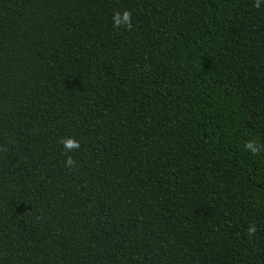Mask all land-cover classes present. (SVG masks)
Returning <instances> with one entry per match:
<instances>
[{"label":"trees","instance_id":"16d2710c","mask_svg":"<svg viewBox=\"0 0 264 264\" xmlns=\"http://www.w3.org/2000/svg\"><path fill=\"white\" fill-rule=\"evenodd\" d=\"M253 4L0 0V264H264Z\"/></svg>","mask_w":264,"mask_h":264},{"label":"clouds","instance_id":"9594fccd","mask_svg":"<svg viewBox=\"0 0 264 264\" xmlns=\"http://www.w3.org/2000/svg\"><path fill=\"white\" fill-rule=\"evenodd\" d=\"M261 3H264V0H254V7L259 8ZM111 24L114 29H131L132 28V14L129 10L124 9L122 11L114 12L111 16ZM58 144L61 145V153L64 156L63 165L66 168H75L77 166V161L70 154L73 151L80 149L81 145L78 139L74 136L67 135L60 137L58 139ZM245 150L249 151L253 155L258 154L262 150V146L257 143L255 140H248L244 143ZM256 231L254 224H250L247 228L248 234H253Z\"/></svg>","mask_w":264,"mask_h":264}]
</instances>
